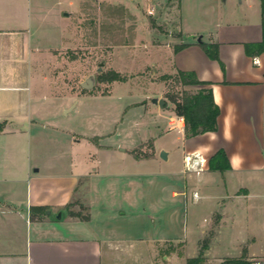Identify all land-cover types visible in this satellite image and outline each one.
I'll use <instances>...</instances> for the list:
<instances>
[{"label": "crops", "instance_id": "0c3cea01", "mask_svg": "<svg viewBox=\"0 0 264 264\" xmlns=\"http://www.w3.org/2000/svg\"><path fill=\"white\" fill-rule=\"evenodd\" d=\"M80 1L0 0V264H175L178 252L166 256L162 249L169 242L185 247L183 240L140 237L132 232L135 227L122 225L129 224V212L143 232L154 227L162 235L163 219L166 228L177 224L190 195L192 211H200L202 224H207L195 223L196 250L214 233L206 259L219 264L241 257L252 264L264 259V236L253 228L252 245L242 240L231 246V254L216 252L221 230L235 212L241 211L252 225L257 218L264 224V52L245 53V45L263 39L262 0H240L238 9L232 5L225 12L204 13L200 20H193V7L183 13L179 2L181 12L173 26L177 35L163 50L167 58L151 66L159 65L162 74L192 73L211 89L219 109L218 130L190 138L185 137L183 119L163 96L151 97L149 103L146 96L129 101L119 86L101 97L52 94V62L76 43L68 15L78 10ZM219 2L214 0L213 7ZM199 38L205 45H217V61L198 46ZM177 45L187 47L174 53ZM154 98L167 106L152 104ZM89 99L95 107L91 116L105 120L109 112L102 106L107 104L113 123L120 122L111 145L102 139L105 135L79 134L64 125L62 117ZM131 112L138 116L134 138L122 128V117ZM61 121L62 128L55 125ZM50 139L57 140L52 141L53 153L47 152ZM219 151L229 170H210ZM160 152L166 153V161ZM186 158L195 163L200 159L199 173L186 171ZM82 198L89 208L86 221L67 214ZM33 208L47 210L43 215ZM47 212L65 217L52 219Z\"/></svg>", "mask_w": 264, "mask_h": 264}, {"label": "rangeland", "instance_id": "374dc122", "mask_svg": "<svg viewBox=\"0 0 264 264\" xmlns=\"http://www.w3.org/2000/svg\"><path fill=\"white\" fill-rule=\"evenodd\" d=\"M179 2H183L182 10L178 9ZM219 3L220 8L216 9L213 7L214 0H81L78 10H73L68 15V28L72 35L77 36L76 43L71 45L74 46L73 49L62 51V57H64L60 61L52 62V72L49 75L52 94L74 99L101 97L108 96L114 88L119 86L118 89L129 94L130 97H126L129 101L137 99V96L140 99L146 96L148 97L146 103L150 102L149 98L151 97L163 96L170 101V98L181 100L185 95L194 94L197 91L196 87L182 86L176 74H162L159 65L157 68L152 67L151 64L167 58V52L163 55V50L171 45V38H175L177 35V30L173 26H177L179 13L181 11L186 13L187 7H193L189 11L191 16L193 15V20H200L204 13L211 12L213 14L216 10L225 12V10L231 9L232 5L234 9L239 7L238 0H234V2L220 0ZM65 11L64 14L69 12L68 9ZM155 51H160L161 55H156ZM112 72L118 74L122 81H108L107 78ZM90 76L95 78L92 90L80 88V83ZM113 99H117V95ZM91 100L93 99L86 101L87 105L85 102H81L72 114L62 117L64 125L79 134L83 132L85 134L94 133L93 136L105 135L102 139L107 145H111L113 141L111 139L116 138L115 132L118 131L116 124L119 120L113 123V117H111L113 109L111 105L107 104L102 106V110L109 112V116L106 114L105 120L91 116L92 111L95 110ZM113 114L115 116L114 112ZM137 119L136 112L128 113L122 117V128L125 127L128 135H133V138V128L137 126L135 125ZM55 125L62 128L63 122H56ZM52 141L57 140L46 141L49 153H53L52 147L55 144ZM85 141L89 142L86 138ZM149 145L151 144H147L148 147ZM136 156H148V152L147 154L137 153ZM81 184L83 185L84 182ZM82 194L86 196V192H82ZM87 205L84 199L82 204L78 201L68 208L67 214L80 220L88 219L89 208ZM193 207L190 195L187 208L180 214L177 224L166 228V219H163L162 235L154 227L151 233L143 232L142 227H139L141 226L140 221L133 218L129 212L126 218L129 224L126 222L122 227L126 229L135 227L132 232L137 233L140 237L162 236L163 238L173 237L183 240L186 248L183 243H165L162 255L171 256V252L174 254L178 252L179 259L175 264H184L183 260L186 257L190 259L198 255L196 250L197 230L194 228H196L195 223L203 225L202 213L200 211L193 212ZM214 221L217 222V217ZM206 226L207 224L203 225V227ZM252 228L264 236V224H260L258 218L252 225L250 219H247L241 211L235 212L221 230V240L216 252L224 256L231 254V246L242 240L247 246L252 245L249 241L251 237L249 230ZM201 243L202 241L199 246ZM226 260L229 259H225L223 262ZM164 262L167 263V259ZM202 264L219 263L203 256Z\"/></svg>", "mask_w": 264, "mask_h": 264}, {"label": "trees", "instance_id": "16d2710c", "mask_svg": "<svg viewBox=\"0 0 264 264\" xmlns=\"http://www.w3.org/2000/svg\"><path fill=\"white\" fill-rule=\"evenodd\" d=\"M262 10L264 11V0H262ZM198 46L211 60H218V48L217 45H205L201 42ZM187 45H177L174 47V53L186 48ZM264 52V30L262 42L258 45H245V53L251 55L253 53ZM179 83L182 86H194L201 87L194 94L185 95L183 99L178 100L170 98L168 101L172 105V110L176 116L181 117L185 126V137H195L207 132H217V118L219 116V109L214 104L212 98L211 89H206L204 86L208 84L199 82L195 79L192 73L179 71L176 74ZM168 79L170 77H167ZM108 81H122L118 74L110 73ZM166 99V98H165ZM2 125H0V132L2 131ZM209 168L212 171L223 172L229 170V166L226 163L225 154L221 151L217 152L213 159L210 161ZM46 208H33L32 211L40 212L45 215ZM84 221L88 219H83ZM217 223V222H215ZM214 233L211 231L208 237L205 238L199 248L198 255L195 258L186 260V264H202L204 252L208 249L210 240L213 238ZM221 264H251L247 262L243 257L240 259H229Z\"/></svg>", "mask_w": 264, "mask_h": 264}, {"label": "water", "instance_id": "95a60500", "mask_svg": "<svg viewBox=\"0 0 264 264\" xmlns=\"http://www.w3.org/2000/svg\"><path fill=\"white\" fill-rule=\"evenodd\" d=\"M222 1L225 2V0H222ZM238 2H240V0H238ZM197 42L198 43L200 42V38L197 40ZM94 84H95V78H94V76H90V77H88L87 79H85L80 84V87L82 89H84V90L90 91V90H92ZM152 104L158 105L161 109H163L165 106H167L163 99H156V98L152 99ZM159 158L161 160H163V161H166V159H167L166 153L165 152H160ZM47 215H50L52 219L55 218V219H58V220H62L65 217V214L63 212H59L57 214V216H55V217L52 216L50 212H47Z\"/></svg>", "mask_w": 264, "mask_h": 264}, {"label": "built area", "instance_id": "2783aa9c", "mask_svg": "<svg viewBox=\"0 0 264 264\" xmlns=\"http://www.w3.org/2000/svg\"><path fill=\"white\" fill-rule=\"evenodd\" d=\"M253 63L257 64V61L254 60ZM263 156H264V147H263ZM184 165H185L186 171H192V172L199 173L201 170L200 159H198V161H196V163H195V161L193 162V160H191L190 158H186ZM193 198H196V195H193ZM254 264H264V259L258 260Z\"/></svg>", "mask_w": 264, "mask_h": 264}]
</instances>
